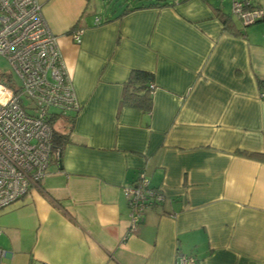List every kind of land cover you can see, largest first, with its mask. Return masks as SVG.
Listing matches in <instances>:
<instances>
[{
	"label": "crops",
	"instance_id": "0c3cea01",
	"mask_svg": "<svg viewBox=\"0 0 264 264\" xmlns=\"http://www.w3.org/2000/svg\"><path fill=\"white\" fill-rule=\"evenodd\" d=\"M39 2L80 110L53 116L70 143L0 211L2 264H264V19L245 26L224 0L106 14L97 0ZM135 70L155 76L150 111L121 107ZM142 172L167 200L130 234L123 188Z\"/></svg>",
	"mask_w": 264,
	"mask_h": 264
},
{
	"label": "built area",
	"instance_id": "2783aa9c",
	"mask_svg": "<svg viewBox=\"0 0 264 264\" xmlns=\"http://www.w3.org/2000/svg\"><path fill=\"white\" fill-rule=\"evenodd\" d=\"M232 14L245 26L264 19L263 0H232ZM103 24L101 18L95 25ZM84 30L71 35L82 42ZM0 57L12 73L0 74V211L41 186L51 163L53 116L80 110L72 77L65 66L57 36L51 31L39 0H0ZM264 100V86L260 94ZM30 102V105L28 103ZM134 234L146 212L163 205L162 187L151 185L146 173L123 188ZM6 252L0 248V264ZM35 264V263H34ZM37 264H46L38 262ZM177 264H198L181 256Z\"/></svg>",
	"mask_w": 264,
	"mask_h": 264
},
{
	"label": "trees",
	"instance_id": "16d2710c",
	"mask_svg": "<svg viewBox=\"0 0 264 264\" xmlns=\"http://www.w3.org/2000/svg\"><path fill=\"white\" fill-rule=\"evenodd\" d=\"M227 25L228 21L225 20ZM153 73L135 70L131 73L129 80L124 86L121 100V107H133L143 111H150L152 108L153 94L156 90ZM53 127V147L51 162L53 159H60L64 146L70 143V135L65 131H59L55 128V120H51Z\"/></svg>",
	"mask_w": 264,
	"mask_h": 264
},
{
	"label": "rangeland",
	"instance_id": "374dc122",
	"mask_svg": "<svg viewBox=\"0 0 264 264\" xmlns=\"http://www.w3.org/2000/svg\"><path fill=\"white\" fill-rule=\"evenodd\" d=\"M140 1L148 2L152 0H97L99 6L102 7V12H104V14H106L107 9H110V7L121 9L123 8L124 4H126L127 2L135 3ZM231 3L232 0H224V8L226 10L231 11L232 10ZM10 73H12L10 65L4 58L0 57V74H10ZM28 105H30V102L28 103Z\"/></svg>",
	"mask_w": 264,
	"mask_h": 264
}]
</instances>
